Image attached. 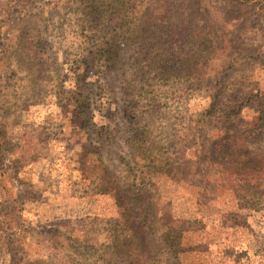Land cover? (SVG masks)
I'll return each mask as SVG.
<instances>
[{
    "label": "rangeland",
    "instance_id": "1",
    "mask_svg": "<svg viewBox=\"0 0 264 264\" xmlns=\"http://www.w3.org/2000/svg\"><path fill=\"white\" fill-rule=\"evenodd\" d=\"M159 1L0 0V264H264V0Z\"/></svg>",
    "mask_w": 264,
    "mask_h": 264
},
{
    "label": "trees",
    "instance_id": "2",
    "mask_svg": "<svg viewBox=\"0 0 264 264\" xmlns=\"http://www.w3.org/2000/svg\"><path fill=\"white\" fill-rule=\"evenodd\" d=\"M167 1L168 0H160L158 2L160 4L154 9V11L152 13L147 14L145 20L149 25L151 24V26L156 27L157 22L158 24L166 23L168 11L165 9L166 8L165 5H168ZM113 15L115 17V15H117V12H115V14L113 12ZM122 19L123 17H117L116 19L117 21L121 22L119 23V26L122 24ZM172 31L175 34V36L178 37L179 34L178 32L182 33L183 28L181 27V25L180 26L176 25L173 27ZM175 42L179 46L180 44L184 46V43L188 41L186 40L180 41V38H177ZM80 127H82V125H80ZM212 164H215V162L210 163V165ZM117 202L119 203V201ZM140 202H141L140 199L132 198L131 200H126V202H122L119 205L120 208L125 210L126 213L125 216L128 217L127 221L133 220L134 222V224H132L133 228L132 226H130L132 231L136 232V230H138L139 232L140 238L139 241L137 242L140 243V239L142 240L141 241L142 254L141 255L137 254L139 258L136 260L132 258V254H128L127 255L128 258L124 259L125 264H159L160 259L164 254L167 253V251L169 253L170 258H176L177 257L176 252L178 250L176 248V244L179 243L177 235L174 234L173 231L169 229H167L164 233L162 231L163 229H160L161 233L157 234L158 230L154 228L155 226L154 220L156 218L152 219L150 217L152 214L151 211L145 212L147 207L143 206L142 205L143 203ZM127 205H129V207H127ZM160 221L161 219L159 218V222ZM129 237H130L129 245H131L134 243V241L131 238L132 237L131 235ZM166 246H167V251L165 250V252H163ZM160 255L162 256L160 257Z\"/></svg>",
    "mask_w": 264,
    "mask_h": 264
}]
</instances>
